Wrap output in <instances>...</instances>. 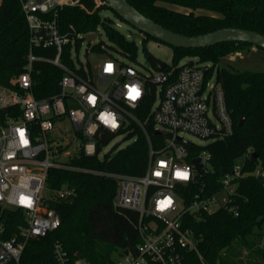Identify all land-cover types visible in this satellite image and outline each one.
I'll return each mask as SVG.
<instances>
[{
    "label": "built area",
    "instance_id": "built-area-1",
    "mask_svg": "<svg viewBox=\"0 0 264 264\" xmlns=\"http://www.w3.org/2000/svg\"><path fill=\"white\" fill-rule=\"evenodd\" d=\"M20 2L29 28L30 54L24 72L11 80L18 89H0V112L3 108H20L18 115L0 121V264H22L30 241L44 238L60 227L61 217L48 207L45 196L51 168L93 172L117 180L115 204L137 213L140 242L134 250L120 253L116 264H185L191 252L198 253L201 263L207 264L198 251L194 233L183 225V216L214 213L209 207L217 202L220 193L227 194L220 209L227 208L239 182L247 175L244 168L248 154L222 178L215 191L205 193L201 188L186 206L179 188L193 183L198 175L194 162L188 161L187 147L196 144L182 135L190 134L212 143L234 134L223 85L215 75L207 78L209 69L204 73L205 65L195 62L166 64L163 69L153 66L156 73L149 76L129 63L108 56L89 67L78 59L75 43L81 39L82 46L87 36L95 33L84 35L73 28L72 33H63L57 19L66 7L84 8L81 0ZM95 3L96 8L108 6L105 0ZM68 45H72L75 69L63 60ZM33 49H53L55 56H37ZM36 62L52 64L64 72L59 93L35 98L32 74ZM131 88L139 90L135 100L129 96ZM90 97H95L94 102ZM151 99V110L142 120L134 111ZM104 115L114 118L115 126L105 122L101 118ZM134 124L149 147L144 175L105 174L72 164L82 156L104 159L103 148L118 136L127 138L135 131ZM149 125L159 137L156 141L151 137ZM21 130L27 144L21 141ZM108 136L111 140L105 144ZM132 138L137 140V136ZM198 158L202 172L208 171L211 155L204 151ZM177 172H186L187 179L177 176ZM252 175L264 180V168L257 167ZM71 194L64 185L56 197ZM21 197L29 198L31 203H21ZM166 200H171V204L162 207L161 202ZM16 211L19 213L15 214ZM10 214L16 215L20 223L7 236L1 219ZM235 215L238 216L237 210ZM54 257L57 264H90L82 258H71L58 243L54 244Z\"/></svg>",
    "mask_w": 264,
    "mask_h": 264
},
{
    "label": "trees",
    "instance_id": "trees-1",
    "mask_svg": "<svg viewBox=\"0 0 264 264\" xmlns=\"http://www.w3.org/2000/svg\"><path fill=\"white\" fill-rule=\"evenodd\" d=\"M134 8L157 24L185 36H199L224 28H240L264 35V0H127ZM84 8L66 7L57 19L63 33H96L101 28L108 40L115 44L119 53L131 62L136 60L137 46L130 41L110 18H102L96 9L95 0H81ZM174 5L186 8L182 12L168 7ZM204 10L211 14H198ZM114 15L124 21L113 11ZM125 22V21H124ZM73 28V29H71ZM30 35L20 0H3L0 5V89L17 86L11 80L24 72L30 54ZM157 41L145 34V42ZM83 40L78 39V52ZM162 43V42H161ZM91 52L99 56L119 59L111 51L112 47L103 42L89 43ZM173 65L188 59L193 64H211L207 78L215 75L217 82L225 89L228 110L234 124V134L221 141L205 146L189 145V163H193L204 151L211 155L208 171L195 177L193 183L180 186V197L186 206L193 202L194 195L204 188L205 193L215 191L222 178L231 172L233 166L248 154L245 161L247 175L239 182L232 203L214 213L183 216V225L192 230L197 248L207 264H264V248L250 240L264 224V180L252 173L257 167L264 168V72L237 71L232 67L220 66L221 61L248 48H263L244 42H227L212 47L185 49L172 47ZM72 45L65 47L63 60L75 69L71 58ZM37 56H55L53 49H33ZM91 67V63L87 62ZM64 72L58 67L36 62L32 74V93L37 99L53 96L60 91V80ZM152 99L143 103L135 114L145 120L151 110ZM19 106L1 109L0 121L19 114ZM243 119L242 124H240ZM132 127V126H131ZM127 139L137 136V140L127 147L109 153L104 159L82 156L72 164L78 168L98 170L105 174L142 176L148 166V142L139 128ZM151 137L156 141L152 125ZM111 136L104 139L107 144ZM257 155L256 159L254 156ZM66 185L72 194L57 198L56 195ZM118 182L112 177L93 172L70 171L51 168L48 171L46 192L48 207L61 217V225L44 238L34 239L27 244L22 264H57L54 244L61 245L73 259L82 258L90 264H116L115 256L134 250L140 238L137 230L136 212L121 209L115 200ZM73 203V204H72ZM237 210L238 216L235 215ZM19 213L18 211L14 212ZM7 236L20 223L14 214L2 217ZM185 264H202L199 255L191 252Z\"/></svg>",
    "mask_w": 264,
    "mask_h": 264
},
{
    "label": "rangeland",
    "instance_id": "rangeland-1",
    "mask_svg": "<svg viewBox=\"0 0 264 264\" xmlns=\"http://www.w3.org/2000/svg\"><path fill=\"white\" fill-rule=\"evenodd\" d=\"M104 6H100L98 8H103ZM168 7L176 9L178 11L182 12H189L190 10L174 6V5H168ZM96 8V9H98ZM198 14H211L210 12L199 10L197 11ZM100 15L102 18H110L113 20L116 27L126 35V37L130 40L135 42L137 46V57L136 60L131 62V60L119 53L117 50L119 49L115 44L111 43L107 36L105 35L104 31L99 28L96 34V43L103 42L106 46L112 47L111 51L115 54L117 58H119L120 61L129 63L139 71H141L145 75H151L153 73H156L155 67L150 63V61L147 59V55H152L155 59L167 64H172L173 59V49L161 42L157 41H149L145 42V34L137 30L136 28L132 27L128 23L121 21L118 19L113 11L109 8H103L100 10ZM89 43L85 40L83 45L81 46L79 52H78V59L83 62L87 63L90 62L91 64L95 65L102 61L106 56H99L88 50ZM188 62V59H185L181 61V65ZM194 62L197 63V60L194 59ZM205 66H211V64L205 65ZM221 67L229 68L232 67L237 71H256V72H264V51L256 48L251 47L248 48V50H245L241 53H236L235 55L228 56L224 58L221 63ZM187 141L192 142L199 146H205L208 143L205 140L199 139L193 135L190 134H183L182 135ZM135 141V138L127 139L125 136L121 135L113 139L108 145H106L102 150V157L109 154V153H115L125 147H127L129 144ZM67 160V159H64ZM65 189V188H64ZM68 190H70L68 188ZM45 196L48 197L47 192L45 191ZM227 197L226 193H220L217 196V202L213 205H210L209 210L211 212H216L224 205L225 199ZM250 240L253 241L257 247L264 248V224L261 229L257 230V234L250 237ZM115 259H118V255L115 256Z\"/></svg>",
    "mask_w": 264,
    "mask_h": 264
},
{
    "label": "water",
    "instance_id": "water-1",
    "mask_svg": "<svg viewBox=\"0 0 264 264\" xmlns=\"http://www.w3.org/2000/svg\"><path fill=\"white\" fill-rule=\"evenodd\" d=\"M105 1L108 3V8L119 15L126 23L168 46L197 49L212 47L220 43L244 42L264 49V35L256 31L240 28H224L208 34L189 37L170 31L157 24L134 8L127 0ZM86 40L88 43L94 44L96 42V35H88ZM147 59L153 66L159 69H163L166 66L165 63L155 59L152 55H147ZM208 69L209 66L203 67L204 73H206ZM242 122L243 119H241L240 124H242ZM157 133L164 134L162 131ZM256 157L257 155L254 156V159H256ZM193 162L195 164L197 175L200 176L202 174L201 160L197 158Z\"/></svg>",
    "mask_w": 264,
    "mask_h": 264
},
{
    "label": "snow or ice",
    "instance_id": "snow-or-ice-1",
    "mask_svg": "<svg viewBox=\"0 0 264 264\" xmlns=\"http://www.w3.org/2000/svg\"><path fill=\"white\" fill-rule=\"evenodd\" d=\"M108 70H111V65L108 66ZM139 94H140V93H139V90L136 89V88H131V89L129 90V96H130V98L133 99V100H135V99L139 96ZM89 99H90L91 101L94 102L95 97H90ZM101 118L104 119L105 122H110V123L113 124V126H115L114 118H112L110 115H104V116H102ZM19 134H20V137H21V141H22V143L27 144V140L24 139V133H23L22 130L20 131ZM162 166H163V163H162ZM156 175H159V173H156ZM176 175L179 176V177H182V178H184V179H187V173H186V172H177ZM21 203L30 204L31 201H30V199L27 198V197H21ZM169 204H171V200H166V201H162V202H161V206H162V207L167 206V205H169Z\"/></svg>",
    "mask_w": 264,
    "mask_h": 264
}]
</instances>
